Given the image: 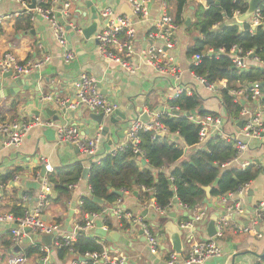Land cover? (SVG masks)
<instances>
[{"label":"crops","instance_id":"0c3cea01","mask_svg":"<svg viewBox=\"0 0 264 264\" xmlns=\"http://www.w3.org/2000/svg\"><path fill=\"white\" fill-rule=\"evenodd\" d=\"M188 1L181 20L178 22L174 20L176 24L173 32L175 47L169 51V54L182 71L180 78L175 80L168 74H162L153 69L145 63V59L141 56V51L143 52L150 44L149 31L152 29L153 21L163 11L164 4V10L174 19L172 1L151 0L148 4V19L144 22L134 23V53L131 62L136 66V70L128 72L122 69L118 63L108 60L98 50V43L94 39V35L104 27L106 20L102 17L101 20H92L91 17L94 13L101 16V0H94V2L89 0L91 5L88 6L85 3L86 0H71L70 16L63 19L59 18L60 21L64 22L67 47L74 52V57L69 61L64 60L63 49L57 43L52 28L44 18L34 12L24 11L15 0H0V14L18 12L14 17L1 21L0 54L11 52L19 61L49 57L48 63L40 69L44 72L41 78L32 80L31 85L24 91L17 92L15 95L0 97V119L24 118L28 120L37 117L40 120V124L29 129L18 145L4 147L0 141V176L16 170L13 178L5 186L0 183V214L13 215L12 207L14 205L22 208V215L25 211L34 209L40 191L39 178L40 167L43 164L42 158L51 166L50 172L55 168L73 166L74 164H80L82 168L89 167L90 169L92 164H89V160L92 163H98L100 159L125 143L130 120L140 115L136 110L137 107H141L144 113L168 108L171 101L169 96L173 93L176 85H181L196 93L201 98L199 110L210 111L215 115L207 113L206 115L216 116L221 120L219 126L209 128L206 137L201 142L199 141L200 144L213 136H220V133L238 135L245 122L241 114L243 108H247L250 112L260 109L263 112L261 119L264 123V99L250 100L247 88L238 89L232 93L234 101L240 102L242 106L238 119L235 120L227 116L221 103L220 90L225 86V82L212 83L214 88L209 90L196 80L195 74L190 69L192 60L188 54L189 46L198 36V32L191 26L194 20L193 13L196 5L206 8L210 4H207L206 0ZM60 3L61 0H58L57 6ZM124 3L127 4L126 0H105V6H111L115 13L126 16L121 12ZM241 15V12L239 14L233 12V17L227 19V22L236 24L241 29L243 22L251 16L242 20ZM131 18H134V15ZM187 19H189L188 24H186ZM94 22L96 23V32L85 38L82 30ZM262 27L264 28V25ZM206 51L203 53L205 54ZM218 54H226V52H219ZM226 55L228 56V54ZM245 65V68L239 71L255 67L263 70L261 64L251 58L245 60ZM81 73L91 74L99 79L100 90L104 89L107 92L104 95L117 102L119 113L112 112L104 115L102 123L96 124L89 118V114L93 112L86 109L67 110L65 114L59 113L57 119L44 112V108L48 107L46 102L51 99L55 102L51 108H61L55 100L71 96L73 82ZM200 86L207 92L209 91L207 96L201 92ZM261 86H263L261 82L258 83L259 90L264 93ZM40 94L42 101L38 98ZM210 98L213 99V103L209 102ZM41 102L43 104L39 109ZM36 110L39 111L37 115L33 113ZM193 115L201 117L196 113ZM239 121L242 122L241 127L237 125ZM47 122H51V124H47ZM61 125L76 126L80 134L87 138L99 134L100 141L95 155L88 157L81 152H75L73 148L69 147V144L58 142L56 131L57 127ZM103 126L108 128L105 134L101 132ZM163 136L183 147L186 158L192 152V149L184 144L177 132L169 133L166 131ZM237 162L227 166L236 165L241 168L240 163H242L246 166L255 165L259 169L258 176L248 184L242 194L232 192L223 197L211 196L209 200L205 198L203 204L193 210L189 209V213L176 200V202H172L166 213H161L156 209L157 205L151 197L141 201L137 198V193L134 194L136 191L120 190L123 192L122 196H119V199L113 204H106L104 209L111 227H107L103 223L101 216L88 214L82 216L80 214L81 198L91 195L87 178L83 179L81 175L77 183L69 187V195L60 198L47 180L49 184L48 202L43 209L42 219L47 223L57 224L64 232L79 230L81 226H85L90 221L91 227L79 232L85 236L98 238L101 246L109 251L123 254L129 264H168V258L174 251L165 232L167 222L175 224L178 229L182 230L179 227V222L202 209L207 212L194 228L182 230L183 252L181 254L176 253L181 259L188 253L192 242L212 240V237L207 235V224L211 213H218V219L224 215L229 216L228 207L238 203L241 212L228 219L223 227L222 236L215 240L221 246V256L209 258L201 264H256L264 258V214L257 223L253 222L256 216L255 209L261 201H264V144L261 139H249L248 148L241 153ZM171 167L165 166L162 171L168 173ZM48 173L45 174L46 177ZM144 189L141 188L142 191H146ZM209 202L212 204L210 208L207 206ZM113 206H117L116 209ZM119 212L125 216L129 214V216L127 218L123 215L119 216ZM222 212L225 213L222 215ZM172 213L175 214L174 218L170 217ZM91 216L93 219H90ZM136 218H140V223H133ZM81 219L84 220V224H80ZM95 219L101 221L103 228L119 233L118 240H113L110 237L102 238L97 235L95 233ZM121 219H124L129 227L123 228ZM143 224L157 238L156 249H151L145 233H140ZM239 226H247L252 230L241 232L238 230ZM26 238L25 236L22 241L16 244L10 233V225L0 222V264H9L10 258L15 255L25 258L23 264H40L43 258L45 264H70L71 261L80 257L68 254L59 258L57 249L61 246L56 245L55 242L52 241L51 246H48V251L44 252L40 250V247L44 245L40 240L26 242ZM17 246H19V250L16 249ZM28 247H38L41 252L26 256L25 250ZM174 264L183 263L179 260Z\"/></svg>","mask_w":264,"mask_h":264},{"label":"trees","instance_id":"16d2710c","mask_svg":"<svg viewBox=\"0 0 264 264\" xmlns=\"http://www.w3.org/2000/svg\"><path fill=\"white\" fill-rule=\"evenodd\" d=\"M51 1L42 0L36 5L49 7ZM170 1L174 5V20L178 22L189 1L168 0ZM217 1L218 5L210 4L206 8L195 6L191 26L198 32V36L188 48L189 56L204 54L203 52L208 49L218 52L222 48L228 52L232 46H236L242 53L252 50L263 59L264 28L259 25L251 30L250 25L243 22L240 29L236 24L227 22V19L233 17L234 11L239 13L246 11V0ZM259 9L264 17V0L261 1ZM190 69L210 84L225 82V86L220 90L221 103L227 116L235 120L238 119L242 106L240 102L234 101L233 91L247 88L252 82L264 81L263 70L255 67L239 71L233 67L226 54H218L217 57L204 56L200 63L192 64ZM261 88L264 90V85ZM169 104L177 107L181 114L163 115L161 123L166 127L167 132H177L184 144L192 149L189 156L186 158L183 147L165 136L153 137L152 131H142L138 145L140 153L135 154L131 147L127 146L106 155L98 163H92L87 177L91 195L81 198L82 204L79 210L82 216L84 214L101 216L103 223L111 227L104 209L106 204H113L119 199L116 191L120 190L136 191L137 198L141 201L151 197L161 209L166 208L175 198L180 204H185L193 210L205 201L206 194L202 186L211 185L215 178L218 177V182L211 189V196L223 197L249 184L258 176L259 169L252 164L245 168H238L236 165L222 167L237 153L234 141L213 136L200 144V125L183 116V113L188 112L190 115L196 113L199 116L214 113L199 110L201 98L196 93L190 96L182 94L177 99L171 100ZM141 159L145 160V165L140 164ZM165 166H172L168 173L162 171ZM82 169L80 164H74L55 168L47 174L46 178L57 192L58 198L69 195V187L81 178ZM15 171L0 176V183L5 186L13 178ZM170 177L172 180L169 179ZM141 188H145L146 191H142ZM92 196L101 199L103 204L93 201ZM12 213L15 217H20L22 208L14 205ZM80 224H84L83 219L80 220ZM121 226L127 228L129 224L121 219ZM101 250L102 246L98 238L79 233L69 245L58 248L57 255L59 258L68 254L83 256L86 253H99ZM39 252L41 251L38 247H28L25 255L30 256ZM86 264L92 263L87 260ZM256 264H264V258Z\"/></svg>","mask_w":264,"mask_h":264},{"label":"built area","instance_id":"2783aa9c","mask_svg":"<svg viewBox=\"0 0 264 264\" xmlns=\"http://www.w3.org/2000/svg\"><path fill=\"white\" fill-rule=\"evenodd\" d=\"M22 6L24 11L34 12L35 14L44 18L54 33L55 39L59 46L63 49V58L65 61H69L74 57V52L67 47L66 33L61 17L66 18L70 16L69 8L71 6V0H61L59 6H57L58 0H52L49 7L37 6V2L42 0H36L34 9L28 8L29 1L15 0ZM151 0H126L129 5L134 18L117 14L111 6H104L101 9V17L106 20L104 27L96 32L94 39L98 43V50L108 60L118 63L122 69L132 72L136 70L131 62L133 56V39L135 36V22H144L149 16L148 4ZM160 16L153 21L152 29L149 31L148 37L150 44L142 52L141 56L145 59V63L150 65L153 69L162 74H168L175 80L180 78L182 73L179 66L174 63L173 58L169 54V51L175 47V40L173 39V32L176 24L174 19L164 10ZM239 14V11H234ZM18 12L9 14H0V24L3 19H8L17 15ZM247 22L251 30L259 25H264V17L260 13V9L257 8L255 12L248 18ZM78 31H80L78 29ZM225 53V50L220 48L218 52H214L212 49H208L206 53L195 54L191 56V63L196 65L201 62L204 56H218V53ZM234 68L243 70L245 68V60L251 58L252 60L259 62L264 70V58L260 59L252 50L242 53L239 48L232 46L231 49L226 52ZM49 57H43L42 59H26L19 61L11 52H4L0 54V74L7 71H11L14 76H22L34 71H39L46 63H48ZM196 80L203 84L207 89L213 90L214 84L208 83L203 77L195 75ZM250 100H262L264 99V93L259 90L258 83H250L247 86ZM241 91V90H240ZM182 94L191 95L192 90H187L181 85H176L174 91L170 94L169 99H177ZM240 94V92H238ZM242 94V91H241ZM56 103L66 108V110L79 111L81 109L89 110L93 113H103L108 115L117 108V102L107 98L101 93L99 87V79L94 75L81 73L73 82V92L70 97L63 99H56ZM174 111H178L177 107L169 106L168 108L152 111L150 113L145 112L148 116V120L145 121L140 115L130 120L128 130L126 134V141L111 153L121 150L127 146H130L135 154L140 153V133L142 131H152L153 137L159 134H163L167 131L166 127L161 123V117L163 115H172ZM244 117V124L241 132L238 135H224L220 133V137L234 141L237 153L233 159L222 165L225 167L230 164L238 163V158L241 153L248 148L249 139H261L260 134L264 135V123L262 122L263 112L258 109L254 112H250L247 108H243L241 111ZM189 119L200 125L199 141L201 142L207 135L210 127H217L221 124L219 117L212 115H204L196 117L195 115H189ZM40 124V120L37 117L31 119H0V141L2 146H16L18 145L26 132L33 126ZM51 124V122H47ZM57 141L62 144H69L78 148L82 154L92 157L95 155L97 145L100 141V135L97 134L94 137L87 138L80 134L78 128L73 125H61L57 127ZM45 166L46 173L50 172L51 166H49L44 158L41 159ZM241 168H245L246 164L240 163ZM172 180V177L169 178ZM40 191L38 194V200L33 210L25 211L22 216L15 217L12 214H0V222H5L10 225V233L13 241L18 244L23 238L32 234H51L52 241L58 246L69 245L75 240L79 231L85 230L91 227V222H87L85 226H81L79 230L72 232H64L61 228L54 223H47L42 219L43 209L47 206V193L49 192V184L46 176L39 178ZM248 184H245L235 191L238 194H242ZM1 187V185H0ZM172 203L166 208L161 209L156 206V209L161 213H166L167 209L171 207ZM180 206L189 213V207L185 204ZM256 216L253 219L254 223H257L264 214V201H261L255 209ZM241 212V207L238 203L228 207L229 216H222L217 219L215 223L216 232L212 240L194 241L190 245V249L185 257H180L172 252L168 258V264H174L177 261H181L183 264H201L205 260L213 257H219L222 254L221 246L215 241L216 238L222 236L223 227L230 217H234L237 213ZM207 214L205 209H202L198 213L191 214L192 218H186L184 221L179 222V227L182 230H191L199 223ZM123 215L119 212V216ZM124 217L127 218L129 214ZM140 218L133 220V223H140ZM30 229V233H25L24 229ZM142 230L145 233L148 245L151 249H156L158 245L157 238L150 232V230L143 224ZM239 231L248 232L251 231L247 226H239ZM47 246L42 245L41 251L47 252ZM83 257L87 258L85 261L76 259L71 261L70 264H86L87 260H90L92 264H129L125 256L118 252L107 250L102 246V250L99 253H86ZM25 258L20 255H15L9 260V264H23ZM40 264H45L43 258Z\"/></svg>","mask_w":264,"mask_h":264},{"label":"water","instance_id":"95a60500","mask_svg":"<svg viewBox=\"0 0 264 264\" xmlns=\"http://www.w3.org/2000/svg\"><path fill=\"white\" fill-rule=\"evenodd\" d=\"M90 1L94 2V0H90ZM261 1L262 0H246L247 9H246V11L244 13H242L240 18L242 20H244V19L248 18L250 15H252L253 12L256 10V8L260 5ZM35 2H36V0H29L28 8L29 9H34ZM101 2H102L101 8H104L105 0H101ZM85 3H86L87 6L91 5V2H89V0H86ZM206 3L207 4L218 5V1L217 0H206ZM121 12L123 14H125L129 18H131L133 16V13H132L130 7L126 3L123 4V6L121 8ZM85 15L86 14L84 13V16ZM91 18H92V20H95V19L101 20V16L97 15L95 13L92 15ZM188 23H189V19L186 20V24H188ZM221 25H223V24H221ZM95 28H96V23L95 22L92 25L85 27L82 30L83 36L85 38H88L91 34L96 32ZM43 75H44V72L41 71V70L40 71H34L32 73H29V74H26V75H22V76H14V75H12L11 71H7L5 73H2L0 75V97H6V96H9V95H15L17 92H21V91L26 90L31 85V81L32 80H38ZM3 81H5V82L2 83ZM46 81H48V78H46ZM261 85H264V81L261 82ZM52 87H50V88H52ZM99 87H100V83H99ZM101 93L102 94H106L107 92L104 89H101ZM38 98L42 101L41 94L39 95ZM46 103H47L48 107L44 108V112L48 116L53 117L54 119H57V115L59 113L65 114L67 112L66 108H64V107H61V108H58V109L51 108L55 104L53 99L48 100ZM41 104H43V103L41 102L39 104V109L41 108ZM136 110L140 113V116H141L142 119H144L145 121H147L149 119L147 114H145L142 111L141 107H137ZM113 112L119 113L117 108ZM33 113L35 115H37V114H39V111L36 110ZM173 113L175 115H179L180 114L179 111H174ZM183 116H189V113L185 112V113H183ZM89 118L91 120L95 121L96 124H101L102 120L104 118V114L103 113H90L89 114ZM237 125L241 127L242 122L239 121L237 123ZM107 131H108L107 126H103L102 127V131H101L102 134H105ZM159 135H162V134H159ZM260 137H261L262 143L264 144V135L260 134ZM69 147L73 148L75 150V152L79 153V150H78L77 147L72 146V145H69ZM145 163H146L145 160L142 159L141 160V164L145 165ZM89 164H92L91 160H89ZM88 171H89V167H84L83 168V170H82V178L83 179L87 178ZM45 174H46V169H45V166L42 164L41 167H40V179L43 178L45 176ZM263 174H264V170H263ZM217 182H218V177L215 178V180L211 183V185L202 186V189L205 191L207 200H209L211 198V189L217 184ZM116 193L119 196H122V194H123L122 191H116ZM134 194H136V192H134ZM92 200L95 201V202H98V203H102V200L97 198V197H95V196L92 197ZM173 202H176V199H173ZM207 206L210 208L212 206L211 202H209L207 204ZM113 207H114V209H116L117 206H113ZM224 213L225 212H222V215ZM218 216H219V214L216 213V212L211 213L209 215L208 224H207V235L209 237H212V236L215 235V232H216L215 222L217 221ZM170 217L174 218L175 214L174 213L170 214ZM188 218L190 219L192 217L188 216ZM90 219H93V217L91 216ZM94 224H95V227H96L95 233L97 235L101 236L102 238L110 237L113 240H118L119 233H117L114 230H108L106 228H103L102 227V223H101L100 220L95 219L94 220ZM24 232L28 234V233H30V229L25 228ZM165 232H166V234L168 236V239H169V242L171 244L172 250L175 253H177V254H181L183 252V242H182V234H183V232H182V230L178 229L175 224H173L171 222H169V223L167 222L165 224ZM140 233L141 234L143 233L142 229L140 230ZM25 240H26V242L40 240L45 246L48 247V246H51V244H52V235L51 234H47V235L30 234ZM17 247L18 248H16V249L19 250L20 249L19 246H17ZM79 259L85 261L87 258H85L83 256H80Z\"/></svg>","mask_w":264,"mask_h":264},{"label":"rangeland","instance_id":"374dc122","mask_svg":"<svg viewBox=\"0 0 264 264\" xmlns=\"http://www.w3.org/2000/svg\"><path fill=\"white\" fill-rule=\"evenodd\" d=\"M200 90H201V92H202L203 94H205L206 96L209 94V93H208L209 91L207 92V91H206L203 87H201V86H200ZM212 100H213V99L210 98V101H209V102H210V103H213ZM207 106H208V104H207Z\"/></svg>","mask_w":264,"mask_h":264}]
</instances>
